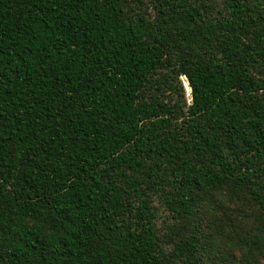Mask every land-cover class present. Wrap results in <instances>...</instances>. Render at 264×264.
<instances>
[{
	"label": "trees",
	"instance_id": "1",
	"mask_svg": "<svg viewBox=\"0 0 264 264\" xmlns=\"http://www.w3.org/2000/svg\"><path fill=\"white\" fill-rule=\"evenodd\" d=\"M0 264H264V0H0Z\"/></svg>",
	"mask_w": 264,
	"mask_h": 264
},
{
	"label": "rangeland",
	"instance_id": "2",
	"mask_svg": "<svg viewBox=\"0 0 264 264\" xmlns=\"http://www.w3.org/2000/svg\"><path fill=\"white\" fill-rule=\"evenodd\" d=\"M182 83L184 85L185 93H186V98L188 103L190 102V88L188 86V83L185 78H182Z\"/></svg>",
	"mask_w": 264,
	"mask_h": 264
}]
</instances>
